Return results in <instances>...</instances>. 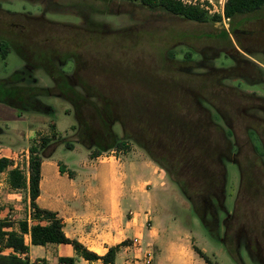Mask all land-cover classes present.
Here are the masks:
<instances>
[{"label": "rangeland", "instance_id": "obj_1", "mask_svg": "<svg viewBox=\"0 0 264 264\" xmlns=\"http://www.w3.org/2000/svg\"><path fill=\"white\" fill-rule=\"evenodd\" d=\"M179 1L212 18L227 0ZM0 40L11 47L0 55L1 158L28 176L30 149L52 125L61 134L46 152L62 146L57 157L69 154L61 139L80 132L91 152L129 136L197 191L207 226L173 184L157 228L192 229L220 264H236L225 245L240 264H264V19L232 31L138 0H0ZM16 192L20 202L2 189L0 208L18 227L26 191Z\"/></svg>", "mask_w": 264, "mask_h": 264}, {"label": "crops", "instance_id": "obj_2", "mask_svg": "<svg viewBox=\"0 0 264 264\" xmlns=\"http://www.w3.org/2000/svg\"><path fill=\"white\" fill-rule=\"evenodd\" d=\"M55 131L60 136L57 126ZM61 147L42 161L37 204L41 209L57 213L68 238L79 241L100 256L126 242L117 251L112 264H128L134 252L131 245L136 238H141L145 247L154 246L155 264H206L195 246L212 258L209 251L200 246L192 229L174 224L164 229L156 227L157 210L167 207L168 201L163 196L173 192L174 183L145 151L132 147L93 158L90 150L75 145L65 157H57ZM61 166L66 169L65 173L61 172ZM7 178V173L0 174V191L10 189ZM25 191L24 220L31 226L36 222L32 220L29 184ZM12 196L9 197L18 202L23 198L19 193ZM149 219L151 228L146 225ZM25 243L29 252L21 258H28L31 264L42 259L49 264H59L61 258H73L75 264H105L79 257L70 244L34 246L30 234L25 235ZM212 254V260L220 264L218 253Z\"/></svg>", "mask_w": 264, "mask_h": 264}, {"label": "trees", "instance_id": "obj_3", "mask_svg": "<svg viewBox=\"0 0 264 264\" xmlns=\"http://www.w3.org/2000/svg\"><path fill=\"white\" fill-rule=\"evenodd\" d=\"M138 1L140 2V5L146 7L148 10H163L174 16L182 17L187 21H191L197 24L222 23L227 20L229 22L230 30L232 31H235L236 27L247 19H264V0H227L224 5V17L220 14L214 15L212 18L209 17L208 11L200 5H186L179 0ZM224 35L225 38H229V31L224 30ZM9 50H11L10 43L6 40H0V55L3 58H7L10 52ZM187 56L191 57V53H187ZM164 93V90H159V94ZM52 127L54 130H56L55 125H52ZM183 127L184 126H181L179 127V129ZM180 131V133L183 134L182 130ZM59 137L60 136L55 131L51 137L42 138L40 146L31 147L29 159V179L28 176L25 175L20 168L13 167L14 164L10 159L5 157L0 158V174H8L7 182L11 191L26 190L29 184L31 208L33 210L32 220L36 222L35 224L30 226L28 221L24 220L18 224V227H15V225L8 220L0 219V264H31L28 258H21L22 255H25L29 252V247L25 243L26 234H30L31 241L34 246H47L49 244H70L73 246L79 257H82L88 261L100 260L105 264L114 263L116 253L119 248L127 244L125 242L117 247L111 248L106 255L100 256L87 249L79 241L68 238L64 232L62 220L58 217L57 213L41 209L38 206L37 199L40 196L42 161L44 158L52 156V154L55 152L56 147L53 148V150H51L50 152H46V150L54 146L56 144L55 139ZM77 138V140H72L70 138L67 139L64 137L60 142L65 145L67 150H73L76 144H80L87 148V143L82 139V132L77 134ZM129 139L131 138L128 136L125 141L119 143H117L115 140H112V143L108 148L98 149L97 151L91 152V157H97L114 149H117L118 151H127L130 149L127 143V140ZM151 159L154 160L161 167V169H163L169 175L171 181L181 189L185 197L193 205L196 214L201 218L203 224L205 225L203 217L197 210L195 200L197 191H188L185 185L180 180L176 179L174 174H172L162 162L157 161L156 159L152 158V156ZM61 172H66V169L62 166ZM225 244L226 243H224V245ZM225 248L231 255L232 259L235 261V263L240 264V259L237 253L233 252L230 248H227L226 245ZM6 250H12L14 253L8 256L3 255L2 253ZM195 251L206 262V264H217L212 260L211 257L206 255L201 249L196 246ZM37 264L49 263L44 259L39 260ZM59 264H75V259L61 258L59 260Z\"/></svg>", "mask_w": 264, "mask_h": 264}, {"label": "built area", "instance_id": "obj_4", "mask_svg": "<svg viewBox=\"0 0 264 264\" xmlns=\"http://www.w3.org/2000/svg\"><path fill=\"white\" fill-rule=\"evenodd\" d=\"M221 15L224 17V3H222ZM13 193L18 194V192L16 191H13ZM2 217H3V211H1L0 213V219ZM7 218L10 217L4 216V219L2 220H7ZM131 247L133 248L134 252L132 256L129 258L128 264H155L156 251L153 246L145 247L141 241V238H136L133 240Z\"/></svg>", "mask_w": 264, "mask_h": 264}]
</instances>
